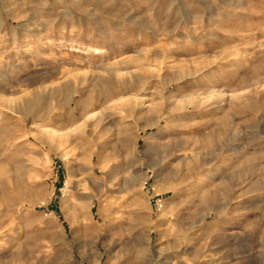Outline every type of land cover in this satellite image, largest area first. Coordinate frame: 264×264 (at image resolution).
I'll return each instance as SVG.
<instances>
[{"label": "rangeland", "instance_id": "1", "mask_svg": "<svg viewBox=\"0 0 264 264\" xmlns=\"http://www.w3.org/2000/svg\"><path fill=\"white\" fill-rule=\"evenodd\" d=\"M0 264H264V0H0Z\"/></svg>", "mask_w": 264, "mask_h": 264}, {"label": "bare ground", "instance_id": "2", "mask_svg": "<svg viewBox=\"0 0 264 264\" xmlns=\"http://www.w3.org/2000/svg\"><path fill=\"white\" fill-rule=\"evenodd\" d=\"M92 105V104H91ZM82 105H78V107H81ZM83 108V107H82ZM82 125V124H81ZM148 125H153V124H148ZM77 127V126H76ZM146 127H149V126H146ZM222 129H221V131H227V130H229V127H230V120L228 119V118H226V119H224L223 120V122H222ZM141 128H143V129H145V126L144 127H141ZM216 132V131H215ZM217 134H219V131H217ZM201 140H203V138H201ZM214 140H215V138H212V137H207L205 140H204V142H203V145L204 146H210L213 142H214ZM214 147V146H213ZM216 147V146H215ZM209 150V149H208ZM250 161V162H249ZM248 162H249V164L251 163V165H252V163L254 162L253 161V159H251V160H248ZM195 166V165H194ZM197 167V166H196ZM195 168V167H194ZM193 170H196V169H193ZM175 185V184H174ZM170 188H167V190L168 189H172L173 190V188H174V186H169ZM159 191V190H158Z\"/></svg>", "mask_w": 264, "mask_h": 264}]
</instances>
